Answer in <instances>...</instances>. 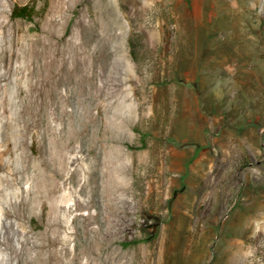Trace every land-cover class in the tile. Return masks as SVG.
Returning <instances> with one entry per match:
<instances>
[{"label":"rangeland","instance_id":"obj_1","mask_svg":"<svg viewBox=\"0 0 264 264\" xmlns=\"http://www.w3.org/2000/svg\"><path fill=\"white\" fill-rule=\"evenodd\" d=\"M24 5L35 9L31 19L13 16ZM0 7V86L10 82L0 125L32 118L9 131L17 166L24 151L37 164L56 157V138L71 139L59 195L72 253L83 263L87 251L96 262L99 253L109 257L104 264H114L115 253L118 264H264V0H0ZM43 37L72 63L86 57L90 89L68 83L67 106L36 117L21 114L14 94L29 84ZM43 122L58 137L45 136ZM31 178L17 189L36 208L21 221L38 234L49 212L34 201L40 185ZM6 191L16 211L12 187ZM71 203L83 207L69 211Z\"/></svg>","mask_w":264,"mask_h":264},{"label":"bare ground","instance_id":"obj_2","mask_svg":"<svg viewBox=\"0 0 264 264\" xmlns=\"http://www.w3.org/2000/svg\"><path fill=\"white\" fill-rule=\"evenodd\" d=\"M2 1H5V0H2ZM50 3H52V1H50ZM63 8H65V7H63ZM1 11H3V10H1ZM53 12H55V11H52V15H53ZM46 18H48V16H46ZM47 27H49V26H47ZM21 34L24 35L23 33H21ZM19 36H21V35H19ZM0 38H2V35ZM18 38H16V39H18ZM41 41H42V46L37 50L35 56L32 58V61H31L32 62V69H31L30 74L28 73L30 75L29 84L26 86V85L19 82L20 84H18V93L15 92V94H14L16 97L19 96L22 100V104H23L22 109L19 108L20 110L23 111L21 114H23L24 112H26L28 110V111L33 112L36 115V117L38 115H41V117L47 115L49 109L55 103H58V105H60L62 108H65V106H67L66 105L67 102H65V98H67V97H64L65 93L63 94V90H64L63 87L67 86L68 83H70L74 80H77L78 88L81 92H86L87 89H90V87L87 88V84H88L87 78L89 77V73L87 72L86 67H87L89 62L87 61L86 57H81V58H77V59L75 58L77 60L76 63H72L69 60V58L66 57L67 55L65 56V54H62L60 52L59 46L51 38L43 37ZM73 46H75V45H73ZM2 47H3V45H2ZM32 50H33V48H32ZM69 52H71V51H69ZM72 52H73V50H72ZM63 53H64V50H63ZM65 53H66V51H65ZM70 56H71V53H70ZM22 57H20V58H22ZM0 61L2 64L3 62L1 59H0ZM26 61L29 62V60H27V59H26ZM99 61H101V60H99ZM28 62H26V63L28 64ZM10 67H11V65H10ZM4 69H6V68H4ZM27 69L29 70V67ZM18 71H19V69H18ZM75 73L77 74V77L75 76ZM6 74H8V73L6 72ZM6 74L4 76V79L6 78ZM2 76H3V74H2ZM12 78H14V77H12ZM26 78H27V76H26ZM7 80L8 79L6 78L5 79L6 82L3 81L4 83L0 86V101L2 103H5L7 101V96H8V92L10 89V82ZM94 81H96V80H94ZM89 82L92 83V81H89ZM91 86H92V84H91ZM93 87H94V84H93ZM95 87H97V86H95ZM91 91H93V89ZM84 94H86V93H84ZM87 95H88V93H87ZM84 104L85 103H83V105ZM85 106H86V104H85ZM0 107H1V105H0ZM57 108H59V107H56L55 109H57ZM62 110H64V109H62ZM65 110H67V109H65ZM69 111L70 110H68V112ZM85 115H87V114H85ZM3 116H4L3 113H0V119H2ZM18 116H20V115H18ZM18 116H16V115L11 116V119L9 120L7 125H5V124L0 125V135L2 137L0 139V147L4 146V145L7 146L6 148L1 149V151H0V252L2 254L0 256V264H27L26 260H29L30 264H104V263H107L106 260L109 257L106 259V257H103V255H101L99 253L100 259L98 260V262H96L97 258L94 259L93 257H91V255H88L87 251L84 252V255L87 257V262L83 263L81 261V257H82L81 253H78L77 251L72 253V251L70 250L69 245H68V243H70L69 242L70 235L66 232L67 230L65 231V229H64L66 224H65L64 213L62 210L63 208H62L61 203H60V197L61 196L59 195V191H60L61 187L63 186L62 181H61V176L66 175V174H64V171L69 169V167H67V166L69 163V156H71L69 154H72L71 153V147L72 146H69L68 142L71 139L69 140V138H68V140H67L68 142L66 140H62V138H56L55 139L54 136L56 137L57 135L53 136V133H52V129L54 127L52 128V125H50V124L48 125L45 122H43L44 124L42 126L44 127V135L45 136L51 135L53 137V139H55V141L58 139L56 142L57 146L55 147L56 150L54 148H52L56 152V157L46 154L44 157L41 158L42 159L41 162H39L37 164H32L31 160H30L31 159L30 156L27 155L30 151H27V154L25 153L26 151H24V154H21V156L23 158L22 165L20 166L18 164V166H17L15 164V162H16L17 157L20 154L17 153L16 148L11 147V145H16V142L13 141L16 138H14V139L11 138L12 135L9 134V131H10L11 127L14 130V128H16L17 126H20V128L23 131V128H25L27 126L29 119H30V117L29 118L26 117V119H24V121H20L19 119H21V118L20 117L18 118ZM48 117H50V116H48ZM69 121H71V120H69ZM48 122H49V120H48ZM52 122H53V119H52ZM39 123H41V122H39ZM51 124H53V123H51ZM58 125L60 126V124H58ZM29 127H31V126H29ZM43 127H39V128L41 129ZM69 130L71 131L72 129H69ZM73 130H75V129H73ZM16 131H17V129H16ZM40 132H41V130H40ZM61 132H63V131H61ZM69 132L67 133L68 135L70 134ZM28 133H29V131H28ZM54 133H56V132H54ZM9 135H11V136H9ZM37 135L38 134H36V136ZM15 136H17V135H15ZM19 136L20 135L18 134L17 137H19ZM23 136L27 137L26 135H23ZM45 136L43 137L44 139H45ZM50 138H49V140L52 139V138L51 139ZM24 139L26 140L27 138H24ZM28 139L30 140V138H28ZM40 139H42V138H40ZM47 139H48V137H47ZM17 141H20V140H17ZM48 142L50 143V141H48ZM21 144H22V142H21ZM51 144H53V142ZM24 146H26V145H24ZM21 147H22V145H21ZM43 148H44V146H43ZM50 150L51 149H49V151ZM21 153H23V151ZM58 156H60L62 158L61 162L58 161V159H57ZM33 172L35 173V177H36V178H33L34 182H36L40 185L39 194L37 195V197L34 201L36 203H40L42 205V207L45 209H48V212H49L45 229L42 233H38V234L28 233L29 230L27 229L25 222L23 223V221H25V220L21 221L23 219V215H26V214L29 215L30 213H31V215H33L31 211H35L36 208H34V205L31 202L32 198H30L29 196L23 195L21 193L22 191L21 192L19 191V190H21V188L19 190L17 189V188H19V186L20 187L23 186V183L27 182V180L32 179L31 173H33ZM64 179H66V178H64ZM25 184H27V183H25ZM7 186L12 187V189H13L12 197H14V199H15V208H17L16 211L14 210L13 205H10L11 202L9 200L11 199V196H9V194L6 191ZM66 187H67V185H66ZM29 190H30V188H29ZM36 191H38V189ZM33 192H34V190H33ZM24 194H25V192H24ZM74 196H76V194H74ZM78 204H80V203H78ZM82 207H83L82 204H80L78 206L75 203H71L68 209H69V211H74V210H78ZM87 207H88V205L86 204L85 208H87ZM33 208H34V210H33ZM33 213H35V212H33ZM38 215H39V211H38ZM29 216L27 218H29ZM88 218H90V217H88ZM85 222H87V221H85ZM80 227H81V225H80ZM72 228H73V226H72ZM94 234H95V232H94ZM26 242H27V244L25 245ZM89 242H91V241L89 240ZM89 248L94 249V251H96V252L99 251L96 245H90L89 244ZM114 255L115 256L113 258V261H114L113 263L118 264L119 256L117 253H115ZM82 259H83V257H82Z\"/></svg>","mask_w":264,"mask_h":264},{"label":"trees","instance_id":"obj_3","mask_svg":"<svg viewBox=\"0 0 264 264\" xmlns=\"http://www.w3.org/2000/svg\"><path fill=\"white\" fill-rule=\"evenodd\" d=\"M13 10H14L13 11L14 17L29 18V19L33 17L35 11L33 7H30L28 5L16 6Z\"/></svg>","mask_w":264,"mask_h":264}]
</instances>
